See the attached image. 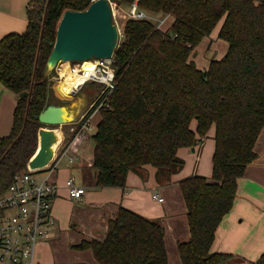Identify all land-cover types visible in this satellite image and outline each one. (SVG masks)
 I'll list each match as a JSON object with an SVG mask.
<instances>
[{
  "label": "trees",
  "instance_id": "1",
  "mask_svg": "<svg viewBox=\"0 0 264 264\" xmlns=\"http://www.w3.org/2000/svg\"><path fill=\"white\" fill-rule=\"evenodd\" d=\"M91 2L33 0L25 31L0 40V84L18 97L10 133L0 137V194L38 148V132L46 126L39 114L50 104L65 105L44 75L59 19ZM137 6L172 22L166 30L149 20L123 24L113 53L110 107L99 110L91 135L93 185L124 188L128 172L145 165L156 169L160 183L169 182L183 167L178 149L195 147L214 125L211 178L193 175L178 182L190 237L177 250L181 264H222L231 255L212 254L210 248L234 204L237 180L257 159L254 147L264 127V0H137ZM222 19L218 37L227 53L200 70L190 57ZM164 233L162 223L120 207L107 221L103 241L74 248L90 250L99 264H167ZM255 264H264V252Z\"/></svg>",
  "mask_w": 264,
  "mask_h": 264
},
{
  "label": "crops",
  "instance_id": "2",
  "mask_svg": "<svg viewBox=\"0 0 264 264\" xmlns=\"http://www.w3.org/2000/svg\"><path fill=\"white\" fill-rule=\"evenodd\" d=\"M32 1L0 0V40L7 34L25 31L26 9ZM156 16L166 19L165 24H168L165 28L171 25L170 16ZM207 40L204 38L202 42L206 43ZM194 55L195 53L192 54ZM192 56L190 60L200 70H206L212 60L209 58L205 64H199ZM99 89V85L93 88L84 85L78 92L80 96L77 94L76 99H73L74 96L68 100V111L74 120L89 110ZM17 99L14 93L0 84V137L10 133ZM99 119V112L92 114L90 121L94 129L89 138L75 142L69 148L70 134L57 129V126L53 129H57L60 136L56 137L50 150L49 163L39 172H45L44 175L37 178L46 179L58 186L57 197L52 204L55 225L49 238L36 246V264H99L90 250H78L74 247L82 241H103L107 221L118 213L120 207L162 223L167 264H181L177 244L187 242L190 234L186 206L178 182L193 175L211 178L215 126L210 127L204 138H199L195 147L178 149L177 156L183 161V167L170 177L169 182L160 183L156 169L145 165L138 171L128 172L124 188H95L93 181L96 171L92 168L94 144L91 135ZM195 127L196 121H192L191 129L194 130ZM66 149L67 154L63 155ZM254 151L257 159L246 167L243 176L237 180L234 204L218 226L210 248L212 254L231 255L222 264H255L264 252V127ZM70 157L75 159L70 161ZM69 178L77 186L84 188L80 199L68 196L64 182ZM153 195L163 198V201L153 199Z\"/></svg>",
  "mask_w": 264,
  "mask_h": 264
},
{
  "label": "built area",
  "instance_id": "3",
  "mask_svg": "<svg viewBox=\"0 0 264 264\" xmlns=\"http://www.w3.org/2000/svg\"><path fill=\"white\" fill-rule=\"evenodd\" d=\"M108 2L115 23V11L120 6L111 4L109 0ZM125 14L123 18L126 20H149L160 29L166 21L165 18H158L141 11L137 6V0L128 7ZM115 24L118 27V24ZM92 61L91 67H83L82 63L67 62L70 73L78 79L67 93L70 97L77 95L87 83H96L100 87L98 96L89 107L88 111L92 112L88 117H85V113L73 122L57 126V129L65 130L70 134L68 148L75 142L89 138L94 129L90 121L91 115L102 108L110 107L109 96L116 86L114 57L92 59ZM63 69L62 63H59L50 80L56 83L65 80L67 75ZM67 151L68 149L63 155L67 154ZM69 159L72 161L75 158ZM37 173H39L38 169L30 168L28 162L26 170L17 174L9 187L0 194V264H36V246L39 242L47 240L54 228L52 204L57 197L58 186L46 179L39 180ZM64 187L71 199H80L84 194V188L77 186L71 178L64 182ZM152 197L159 202L163 201V198L157 195Z\"/></svg>",
  "mask_w": 264,
  "mask_h": 264
},
{
  "label": "water",
  "instance_id": "4",
  "mask_svg": "<svg viewBox=\"0 0 264 264\" xmlns=\"http://www.w3.org/2000/svg\"><path fill=\"white\" fill-rule=\"evenodd\" d=\"M121 31L112 20L108 0H93L81 11H65L59 19L55 42L47 59L44 75L52 72L62 62L82 63L92 59H109L121 37ZM26 93H22L24 97ZM63 105L50 104L37 117L46 126H60L75 121ZM56 142L53 129L41 128L38 132V148L29 167L43 171L49 163L50 150Z\"/></svg>",
  "mask_w": 264,
  "mask_h": 264
},
{
  "label": "rangeland",
  "instance_id": "5",
  "mask_svg": "<svg viewBox=\"0 0 264 264\" xmlns=\"http://www.w3.org/2000/svg\"><path fill=\"white\" fill-rule=\"evenodd\" d=\"M109 1H110L111 4H117V5L120 6L119 9L115 11L116 14H115V17L114 18H115V23L118 24L119 30L122 33V24L126 20V18L125 19L123 18V15L125 14V12H127L129 6H126V5H123V4H119V1L120 0H109ZM36 5L39 6L40 5V2H36ZM154 16L156 17V15H154ZM158 18H161V17H158ZM222 22H223V19L220 20L219 22H217V24L215 25L214 29L210 33V35L207 36V37H205L206 39H208L206 43L202 42L203 41L202 40L199 43V45H197V47L194 49L193 54L195 53V55L192 56V59L196 60V62H198L199 64H205L206 62H208L209 58L210 59H213V60H220V59H222L226 55L227 49H228V45H227V43L224 40L220 39L218 37V34H217V32H219V29L221 27ZM167 24H165L163 26V29L164 30L167 29V28H165L167 26ZM209 44H211V45H209ZM72 63H79V62H72ZM55 85H56V82L51 81L50 87L53 90L54 97L58 101H62L63 102L65 100L64 101L65 105H63L61 103L59 105H63V106H65L69 110L70 109L69 108L70 107V105H69L70 101H68V99H64V98H62L60 96H57V93L55 91ZM85 86L86 87H92L93 88V87H97L98 84H96V83H91V84L90 83H87V84H85ZM80 95L81 94H78V96H80ZM76 97L77 96H75L73 99H76ZM87 99H88V97H87ZM87 99H85V100L87 101ZM44 128H48V129H51L52 128V129H54L52 126H45ZM44 173L45 172L37 173L36 176L39 177V178H41L44 175Z\"/></svg>",
  "mask_w": 264,
  "mask_h": 264
},
{
  "label": "bare ground",
  "instance_id": "6",
  "mask_svg": "<svg viewBox=\"0 0 264 264\" xmlns=\"http://www.w3.org/2000/svg\"><path fill=\"white\" fill-rule=\"evenodd\" d=\"M82 64H83V67H91L92 64H93V61L92 60H87V61L82 62ZM62 65H63V68H64L63 72L66 73L65 75H67V77L65 78V80H62L61 82L56 83L55 91L57 93V96H60V97H62L64 99L70 100L71 97L67 93H68L69 89L71 88V86L76 81H78V79H77V76H74L72 73H70L67 62H62ZM62 76H63V74H62ZM70 117L71 116L69 115L68 118H70ZM54 131H55L56 137H59L60 136V132L57 131V130H54Z\"/></svg>",
  "mask_w": 264,
  "mask_h": 264
}]
</instances>
